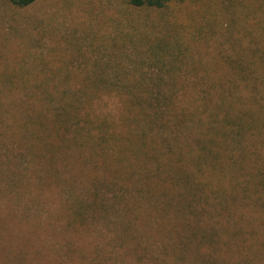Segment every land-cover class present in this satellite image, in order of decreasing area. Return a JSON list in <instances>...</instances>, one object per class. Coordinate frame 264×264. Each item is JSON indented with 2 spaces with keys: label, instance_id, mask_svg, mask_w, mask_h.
I'll return each mask as SVG.
<instances>
[{
  "label": "rangeland",
  "instance_id": "rangeland-1",
  "mask_svg": "<svg viewBox=\"0 0 264 264\" xmlns=\"http://www.w3.org/2000/svg\"><path fill=\"white\" fill-rule=\"evenodd\" d=\"M257 47L264 49V0H184L162 11L123 0H36L24 8L0 0V264H210L207 241L191 236L189 213L160 204L162 183L148 180L156 158L165 170L174 165L160 154L168 151L163 137L183 145L193 178L206 185L211 214L203 227L214 225L229 244L218 264H264V208L233 191L249 177L223 159L193 160L201 150L192 135L204 130L197 122L206 111L201 122L208 114L218 123L247 112L256 128L239 150L264 156V68L245 78L231 64L251 62ZM42 88L80 101L84 154L72 149L49 162L39 143L23 139L17 108L44 96ZM140 95L168 96L187 114L178 145L130 106ZM204 98L211 100L206 109ZM133 131L154 139L146 154L137 155ZM88 160L106 166L92 170ZM223 204L231 213L225 219ZM224 225L254 240L226 236Z\"/></svg>",
  "mask_w": 264,
  "mask_h": 264
},
{
  "label": "trees",
  "instance_id": "trees-1",
  "mask_svg": "<svg viewBox=\"0 0 264 264\" xmlns=\"http://www.w3.org/2000/svg\"><path fill=\"white\" fill-rule=\"evenodd\" d=\"M8 1L17 7L24 8L32 5L36 0ZM123 1L127 2L129 6L134 8H148L162 11L168 9L179 1L184 0ZM257 48L258 49L252 50L250 53L252 54L251 62L249 61L247 64L243 65V60L240 61V59H238V61H231L235 70H237L239 74L241 73L245 78L253 76L257 67L264 68V49L261 50L260 47ZM42 90L44 96L35 100L27 98L25 101H22L23 106H20V108L16 107L19 111L17 114L19 117H17L16 120V128H20L24 131L22 134L23 139L30 138L31 141L34 140L32 142L34 146H36L35 143H39L41 149L44 151L43 157L49 162H54L58 158L64 159V152L72 149H74V151L76 150L78 153L84 154V148H87L88 146V143L87 141H84V138L89 139V137L80 133V107H78L80 101L73 97L68 98L66 92L58 90L59 97L54 98L50 93L46 94L47 91L45 88H42ZM137 90H140V86L137 87ZM172 101L174 102V100L168 96H163L162 98L151 97L147 99L140 95V97H136L134 100L129 101V104L130 106L138 107L143 112L142 117L152 130L154 129L156 131V129H159L160 132L165 130L166 134L176 137L174 140L178 145L180 143L178 138L179 140L181 139L180 129L188 121L186 117L187 114L185 112H178L176 103H173ZM201 102L203 108L206 109L205 105H210L211 100L204 98ZM157 103H159V106ZM33 105L35 107L40 105L41 110L34 109V111L31 109L33 108ZM149 109L152 110L151 113L149 112ZM206 112L202 113L197 122V124L200 123L205 125L203 127L204 130L192 134L194 137V144L196 147H200L201 150L200 155L196 158L193 157V160L203 162L208 158H211L212 162H218L222 159L230 162L232 165L231 167L236 168L238 171L243 172L244 175L249 177L247 183L236 185L233 191L237 193L242 191V194L244 192L246 198L248 200L251 199V202L256 198L257 203L264 208V156L258 151L249 154L244 149L239 150L241 148L239 145H241L240 143L242 140L248 138L249 134L251 135L256 128V124L252 121L254 118H252L249 113L244 112L238 119H232L230 116L225 117L223 121L217 123L216 117L208 114V116L205 117L207 121L204 120V122H201V118L207 115ZM134 119L136 120L137 118ZM262 124L263 127L264 120ZM71 128L75 129L74 135L66 137L65 134ZM129 136L130 139H133L132 145L137 152V155H139L138 152L140 151L144 152L148 140L154 142L152 137V139L149 138L150 134L148 135L145 131H141L137 134L133 131ZM167 139L166 137L162 138V146H165L168 151H160V154L163 157L168 156L172 158L174 165L165 170L164 166L161 164L162 161L160 157L157 156L158 158H156V161L159 162L158 168L148 175V180L159 179L160 184L162 183L160 188L161 197L158 200L160 204H172L179 213H182V211L189 213L188 220L191 236L195 239H203L207 241L209 249L212 252L208 258L209 263L218 264L222 259V256H224L221 252L224 250V247L229 244L226 240L220 238L221 234L219 231L215 230L214 225H212L213 227H203V223H206L204 220L205 215L208 213L211 214L207 209L208 203H204V200H206L204 187L206 185L193 178L192 170L188 167L189 163L187 164L186 162V153L183 150V145L181 144V146L178 145L177 148H174L171 146L172 144L169 145ZM227 139L229 143H225L227 146H225L224 150V142H226ZM106 141H108L107 137L102 136L100 138V142L105 143ZM117 141L124 142L125 138L120 135L117 137ZM91 145L94 146L95 144ZM196 147H193L189 152L191 158L195 154ZM159 149L160 148L158 147L157 150L159 151ZM161 150H164V148ZM132 158H134V160L137 159L134 156H132ZM117 159L121 162L123 161V157L121 156ZM132 160L130 161L132 163H130L129 166H131V170L134 169L132 171L134 174H138L142 168H134V160ZM248 162H250L249 165ZM88 163L90 164L89 166H93L92 170L94 167L98 170L99 168L102 169L106 166V163H100L97 161L92 162V160H88ZM126 167L127 166L122 168L121 173L125 171L124 169ZM113 171L118 173V169ZM167 172L168 174H166ZM126 173L127 169L125 171V174ZM222 194L224 197V192ZM199 203L202 206L201 209L197 207V204ZM224 204L220 211L221 219H225V216L227 215L231 216V213L228 212ZM228 233L241 238V241H244L245 243L249 240L250 242L254 240V235L249 233V231H245L244 228L230 231V229L224 225L223 234L228 236ZM261 247L259 248V251L263 253L264 245L262 243ZM239 249L243 253L249 252V248L245 249V246L243 245H241Z\"/></svg>",
  "mask_w": 264,
  "mask_h": 264
}]
</instances>
